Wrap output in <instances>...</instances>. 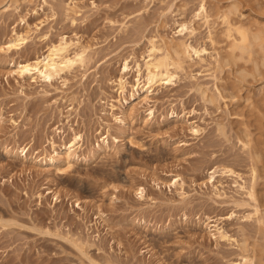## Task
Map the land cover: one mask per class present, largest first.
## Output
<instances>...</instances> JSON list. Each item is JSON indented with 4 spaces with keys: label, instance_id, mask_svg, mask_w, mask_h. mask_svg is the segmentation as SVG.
Returning <instances> with one entry per match:
<instances>
[{
    "label": "rangeland",
    "instance_id": "1",
    "mask_svg": "<svg viewBox=\"0 0 264 264\" xmlns=\"http://www.w3.org/2000/svg\"><path fill=\"white\" fill-rule=\"evenodd\" d=\"M202 1L0 0V264H243L255 248L263 263L264 0ZM200 3L209 27L192 21ZM222 10L255 34L250 55L230 49ZM182 21L205 51L132 87ZM60 40L84 61L49 82L16 74Z\"/></svg>",
    "mask_w": 264,
    "mask_h": 264
},
{
    "label": "bare ground",
    "instance_id": "2",
    "mask_svg": "<svg viewBox=\"0 0 264 264\" xmlns=\"http://www.w3.org/2000/svg\"><path fill=\"white\" fill-rule=\"evenodd\" d=\"M202 2H204V0ZM235 8L236 7H233L232 9L235 10ZM232 9H231V11H233ZM229 13H230V11H225V10L224 11L222 10V12L220 13V17L222 19V22L225 24L224 34H225L226 38L230 40L229 42H231V43H229V44H231V45H229L231 47L230 49H232L234 51H235V49H237V51L239 50L240 51L239 53L242 55V53H244V52L247 53L249 51L248 50L249 49L248 39L252 38V37L254 38L255 34L253 33V36L251 35L252 37H248V33H247L246 29L242 28L239 25H235L234 22L233 23L230 22L231 21V20H229L230 18L228 19ZM192 18H193L192 21L195 19H199V20H202L206 26H208V15L206 13V8H205L203 3H200L199 6H197V9L193 13ZM208 31H209L208 37L210 38L211 32H210V30H208ZM194 32H195V28L192 26L191 21L190 22L189 21L188 22L182 21L178 24V30H177L178 35L181 36L180 39H176V40L174 39L173 40V38H170L169 40L168 39L165 40V38H162L159 42L151 41V46L149 48L148 54H147L146 58L143 59L142 64L141 63L135 64L137 74H136L135 83H133V84L131 83V86L132 87L136 86V88L140 87V88L144 89V91L146 93H149V92H152L154 90V87L157 84L161 85V84L171 83L174 80V78H176L177 72L184 70L186 62L188 61V59L192 58L193 53L196 54V56H199L200 52L205 51L204 48L197 49V48L193 47L190 43H187L186 41H184L182 39V38H186V37L190 38L194 34ZM233 32L237 33L238 38L233 36ZM257 36H260V35H257ZM256 39H258V38L256 37ZM10 40H11V38H10ZM23 40H24V38L18 39V41H21V42ZM16 42L12 41L10 43H7L8 44L7 49L16 48L21 44V42L20 43L19 42L16 43ZM4 45H6V44H4ZM68 47H69V45H68L67 41L60 40V42H58L56 44H51V46L47 50L48 52L45 55H43V57L40 58L39 56H36L35 59H33V60H29L27 58L23 62L18 63L17 69L15 68L16 70L14 69V67H13V69L18 76H23V77L28 76V77L33 78V80H35L34 78L40 77V78L49 82L52 79L56 78L57 76H60V74L64 70L69 69L74 63H76V62L82 63L84 61V51L75 53L73 57H70L67 54ZM250 47H251V45H250ZM250 52H251V50H250ZM234 54H235V52H234ZM248 55H250V54H248ZM232 57H234V56L232 55ZM16 62L17 61H15V63ZM129 69H130L129 63L127 61H125L123 63V69H122L123 75L128 73L127 71H129ZM142 70H144L143 73H142ZM11 71H12V69L10 70V72ZM127 84H128V82H126V79H124V76H120L119 80H118V89L120 90L119 91L120 93L123 92L125 88L127 89V87H126ZM131 86H129L130 89H131ZM142 89H141V91H142ZM143 97H145V96H143ZM141 98H142V96H141ZM76 139H80V137L77 136V137H75V140ZM245 145H246V143H245ZM73 146H74V144L71 143L68 146L67 150H70V148H72ZM255 170H256L255 168L251 170L253 178H255V176H256ZM229 171H231V170H229ZM253 180H255V179H253ZM254 183L255 182H252L249 185L248 194L252 199H254L256 201L258 198L257 197L258 194H256V191L254 189ZM259 192H261V191H259ZM263 194H264V192H263ZM259 195H262V194L260 193ZM257 202H259V201H257ZM258 209H259L258 207L255 208V212H254L255 216L257 214V217H255V218L257 220V223H260L262 226H264V213L259 212ZM263 230H264V228H263ZM222 236H226V235L222 234ZM246 248L243 250H246ZM252 250H251V252H252ZM259 250L260 249L255 248L256 252H258ZM262 251L263 250H261V252ZM256 252L253 251L252 255H248L247 251H246L245 252L246 255L242 257L243 258V264H264V261L262 263V260H261V256H263L262 255L263 252H262V254H260V251L258 252L259 256L261 255L260 257L256 254Z\"/></svg>",
    "mask_w": 264,
    "mask_h": 264
}]
</instances>
